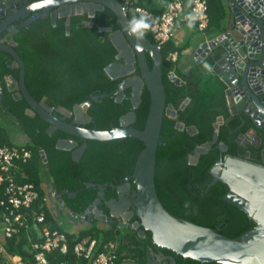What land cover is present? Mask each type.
<instances>
[{"label": "trees", "instance_id": "1", "mask_svg": "<svg viewBox=\"0 0 264 264\" xmlns=\"http://www.w3.org/2000/svg\"><path fill=\"white\" fill-rule=\"evenodd\" d=\"M116 1H128L127 16L130 20L133 16L142 15L135 11L136 7L156 17L160 16L165 4L171 0ZM207 4L209 25L204 33L194 29L183 42L177 43L170 39L161 46L166 104L173 106L178 117L173 119L164 116L157 148L155 184L161 203L176 218L215 229L228 238L238 239L256 223L243 209L225 199L229 188L223 181L218 180L211 185V169L227 156L246 159L247 153L250 155L249 161L261 164L264 131L256 128L250 116L244 112L233 115L230 111L226 97L227 87L215 67L218 51L211 52L198 64L191 62V68L187 72L179 68L183 51L190 48L195 41H199L201 34L203 38L199 43L206 39L211 40L226 31L229 14L227 2L207 0ZM187 14L189 15V11ZM67 19L69 33L66 30ZM109 28L117 31L120 26L114 13L108 8L96 11L93 17L83 13L71 15L69 18H57L55 24L48 15L20 28L12 40L16 43L15 50L25 65V85L38 103L45 100V103L61 116L57 111L59 107L72 112L75 105L90 102L86 114L91 121L85 127L96 131L118 128L121 117L134 112L136 120L133 127L143 130L151 103L150 93L144 86L140 96L141 102L135 108L132 105L131 88L124 90L120 102L116 101L119 85L125 78L111 79L105 72L107 66L117 61L118 55L110 39V32L104 30ZM144 36L156 44L151 24ZM175 51L178 52L177 60L168 59L169 54ZM147 62L151 68L153 61L148 54ZM13 63L11 55L0 51V84L3 95L0 112L13 118L21 128L19 132L27 139L22 146L31 151L32 157L14 170L17 172V182L34 185L38 199L30 208L20 210L29 214L28 222L25 225L15 224L18 233L3 240L6 251L19 255L27 264H34L33 243L40 241L36 232L45 225L51 231L64 233L68 243L67 255L56 250L47 254L49 264H89L84 259H77L73 254L74 245L87 237L98 242V251L114 253L116 264H148L150 252L154 253V259L162 254L166 258L174 259V264H202L200 261L185 259L169 249L156 246L150 231H144L145 236L139 234V231L143 230L142 227L129 231L119 229L115 224L101 225L95 222L73 231L62 224L59 220L62 214L54 213L48 207V196L41 186L43 169L54 178L60 191L68 190V194H76L74 198H70L68 194L62 195V198L66 206L78 215L85 212L98 197V187H87L86 184H107L104 187L105 198L98 207L108 215L110 210L106 201L117 198V188L124 185L125 179L133 174L136 159L144 144L133 137L110 141H84L58 129L49 134V123L38 114L29 115V105L20 97V90L6 84L7 76L14 78L15 82L19 80V67H14ZM205 64L208 65L207 68L204 67ZM170 72H174L183 84L176 85L172 82L169 79ZM135 74H140L138 67ZM187 99L188 103L181 109ZM219 117L223 118V122L219 126L218 140L212 143ZM72 118H67V122H72ZM178 122L184 125L183 130L176 127ZM189 127H195L197 132L191 135L187 130ZM251 129L261 138L258 148L250 143L243 145L238 141L240 136L247 134ZM62 139H73L78 142V147L86 144L80 161H73L72 151L57 147ZM205 143H211L210 150L200 155L197 164H190L189 157L195 153L198 146ZM221 143L227 146V151L221 150ZM4 145L21 143L12 140L6 127L0 122V147ZM41 151L45 152L46 163L41 158ZM135 188L131 182V189ZM4 189L5 183L0 186V201L5 199ZM40 212L45 214V221L42 224H34L32 213ZM4 215L9 217V210L0 204V225H3ZM136 221L138 218L133 216L130 223ZM161 264L171 263L166 259L161 261Z\"/></svg>", "mask_w": 264, "mask_h": 264}, {"label": "water", "instance_id": "2", "mask_svg": "<svg viewBox=\"0 0 264 264\" xmlns=\"http://www.w3.org/2000/svg\"><path fill=\"white\" fill-rule=\"evenodd\" d=\"M137 2L138 0H134ZM231 19L226 31L217 37L202 41L194 51V62H202L211 52L219 48V54L215 63L221 80L225 83L227 102L233 115L244 112L252 119L256 128L264 131V0H228ZM110 9L120 26L117 31L104 29L110 32V39L118 51L116 62L105 68L106 74L111 79L125 78L119 85L116 101L120 102L124 90L132 89V105L137 107L141 102L140 96L145 86L150 93V108L146 124L143 130L133 127L136 114L129 112L120 119V127L110 130L96 131L85 127L91 118L86 114L90 102H84L74 106L72 112L59 107L57 110L64 113V117L58 116L50 108L45 100L38 103L29 93L25 81V65L15 50L16 43L13 35L22 27L31 22L46 18L48 15L55 24L57 18L88 13L93 17L96 11ZM129 3H121L116 0H0V51L6 52L14 59L13 66L19 67V80L16 89L20 90L29 109L31 116L38 114L40 118L49 123L48 133L56 129L61 130L81 140L110 141L123 137H133L141 140L143 150L136 159L134 172L125 180L126 183L117 188V198L106 201L110 210L109 215L99 209V204L105 198V185L88 183L87 187H98V197L88 209L77 215L65 204L62 195L68 194V190L60 191L50 178L52 196L60 209L67 214L71 222L80 220L91 223L101 221L107 224H116L119 229H139V234L145 236L144 231H150L153 243L161 248L169 249L185 259L190 258L205 263L218 264H264V150L262 151V163L256 164L249 161V153L246 159L227 156L216 163L211 174L213 181H223L229 188L225 199L233 205L243 209L251 217L256 225L244 233L238 239L228 238L217 230L200 226L188 221H182L170 212L161 203L155 184V172L157 163V148L160 142L161 128L164 116L177 119V111L172 105L166 104V92L163 84L162 53L161 49L148 40L145 36L137 38L127 30L129 18L127 10ZM19 25L16 21L28 17ZM67 32L69 33V19H67ZM6 33L5 37L2 35ZM147 54L153 64L149 68ZM124 60L123 63L119 61ZM138 67L140 74L132 75ZM169 79L176 85L183 82L174 72L169 73ZM2 91L0 84V106H2ZM94 99H98L94 97ZM188 99L181 105L183 109ZM74 116L73 122H67V118ZM223 118L219 117L215 124V132L212 143L218 140L219 126ZM176 127L184 129L182 123ZM193 135L197 132L195 127L187 128ZM249 134H255L251 129ZM250 139L247 136L245 143ZM253 143L256 148L260 146L261 138L255 136ZM244 143V135L238 140ZM244 143V144H245ZM57 147L62 150L72 151V159L80 161L86 144L78 147V142L60 140ZM211 143L198 146L195 153L189 157L190 164H197L201 154L207 153ZM222 151H227L224 143L220 144ZM44 163L47 162L44 151L40 152ZM131 182L136 186L131 190ZM113 186V185H112ZM70 198L76 197L75 193L68 194ZM131 207L130 211H127ZM132 216L138 221L129 224ZM117 221L116 219H119ZM148 260V264H161V261L169 259L174 264V259L166 258L159 254L156 259L154 253Z\"/></svg>", "mask_w": 264, "mask_h": 264}, {"label": "built area", "instance_id": "3", "mask_svg": "<svg viewBox=\"0 0 264 264\" xmlns=\"http://www.w3.org/2000/svg\"><path fill=\"white\" fill-rule=\"evenodd\" d=\"M135 11L149 19L153 37L160 49L170 39L177 43L184 41L185 34L180 30L183 22L192 24L194 29L203 33L209 25L207 0H171L165 4L164 11L157 17L139 7H136ZM177 58L178 52L176 51L168 56V59L172 61H176ZM31 157V151L22 145L0 147V172H2L0 173V186L5 183V199L1 200L0 204L9 210V217L4 215L3 225H0V258H2L0 264H27L19 255L7 252L3 240L18 233L16 223L25 225L28 222L29 214L22 213L20 210L30 208L32 203L38 199V192L34 185L17 182V172L14 170L19 165L27 163ZM32 217L34 224H42L45 221L43 212L32 213ZM36 235L40 241L33 243L34 264H49L47 254L55 250L63 255L68 254L67 236L64 233L51 231L44 225L36 232ZM73 254L77 259H84L89 264H116V255L109 251H98V242L91 237L76 243Z\"/></svg>", "mask_w": 264, "mask_h": 264}, {"label": "crops", "instance_id": "4", "mask_svg": "<svg viewBox=\"0 0 264 264\" xmlns=\"http://www.w3.org/2000/svg\"><path fill=\"white\" fill-rule=\"evenodd\" d=\"M225 1L227 2V7H228V13H229L228 14V22H229L230 19H231V13H230L231 11H230V8H229L230 6H229V3H228V0H225ZM189 24L190 23L183 22L182 23V26L180 27V30H182L184 32V34H185L184 37H183V40L194 30V27H192V24H190L191 25L190 27H189ZM206 40H209V39H206ZM197 42L198 41H195L190 48H188L185 51H183V57H182V61H181L180 67H179L181 71L187 72V71L190 70V68H191V64L190 63L194 61V51L196 49L195 46H196V43ZM219 48L213 50L212 52L219 51ZM5 81H6V84L8 86H10V87L13 86V89H16V82H15L14 78H12L11 76H7L5 78ZM1 114L2 113H0V115ZM1 116H3V115H1ZM6 117L7 116H5V118ZM250 131L251 130H249V132ZM249 132L244 135V143H245L246 137L247 136H250V139H248V141L245 144L250 143L253 146H255L253 143L255 142L254 139H255V136H257V134L255 132V134L253 135V134H249ZM19 136H20V138H18ZM18 137L16 138V140H18V143H21V145L24 144L25 141H27L26 137H24L22 133H19ZM244 143H241V144L245 145ZM50 178L51 177L49 176L48 172L45 169H43V171H42V184H41V186L45 190V192L47 193V196H48V198H47L48 207L51 209L52 212H54V213L57 212V213H59V215L60 214L63 215L62 211H60L62 209H60L58 203L53 199L54 197L50 193V190H52ZM68 222L71 223V221H69V220H68ZM82 225H83V223H77V226H74L73 229L76 230L78 228H82Z\"/></svg>", "mask_w": 264, "mask_h": 264}, {"label": "clouds", "instance_id": "5", "mask_svg": "<svg viewBox=\"0 0 264 264\" xmlns=\"http://www.w3.org/2000/svg\"><path fill=\"white\" fill-rule=\"evenodd\" d=\"M191 25L189 24V27ZM150 29V23H149V20L147 18V16L145 15H139V16H133L129 22H128V25H127V30L130 34L136 36L137 38H142L145 33ZM205 41H208V40H205ZM205 68L208 67L207 64L204 65ZM52 188V187H51ZM50 193H52V190H50ZM54 199V198H53ZM64 211V210H63ZM78 215V214H77ZM70 221V220H69ZM80 223H83L82 225V228L85 226V225H89L90 223H87V222H84L82 220L79 221ZM79 222H71L72 224H77ZM95 222H98V221H93L91 222L92 223H95ZM101 222V221H100ZM129 223V222H128ZM103 224H107V223H103ZM131 224V223H129ZM110 225V224H109ZM116 225V224H115ZM76 226V225H75Z\"/></svg>", "mask_w": 264, "mask_h": 264}, {"label": "rangeland", "instance_id": "6", "mask_svg": "<svg viewBox=\"0 0 264 264\" xmlns=\"http://www.w3.org/2000/svg\"><path fill=\"white\" fill-rule=\"evenodd\" d=\"M203 38L202 34L198 37V40L201 41ZM199 41L196 43L195 48L198 46ZM1 113V112H0ZM3 115V116H1ZM0 115V122L2 123L3 126L6 127L8 134L10 135L11 139L16 140V138L19 135V131H21V128L17 126V123L11 118L10 116L7 115L5 118V114ZM20 138V136L18 137ZM59 220L62 221V224L66 226V228H71L73 229L74 224H70L69 222H66L68 219L63 217L62 215L59 216ZM77 226V224H75ZM74 231V230H73Z\"/></svg>", "mask_w": 264, "mask_h": 264}, {"label": "flooded vegetation", "instance_id": "7", "mask_svg": "<svg viewBox=\"0 0 264 264\" xmlns=\"http://www.w3.org/2000/svg\"><path fill=\"white\" fill-rule=\"evenodd\" d=\"M28 1L31 2V1H33V0H28ZM34 1H35V0H34ZM30 16H31V15H29V16L26 17V18H25V17L20 18L18 21H16V25H19L18 22H21V20L24 21V20L28 19ZM5 35H6V33H4V35L2 36V38L5 37ZM199 45H200V43L198 44V46H199ZM198 46H197V47H198ZM197 47H196V48H197ZM123 62H124V60L119 61V63H123ZM135 72H136V71H135ZM135 72H134L132 75H135ZM57 109H58V108H57ZM57 111H58V110H57ZM61 114H62V115H61L60 117H64V116H65L64 113H61ZM72 117H73V118H72V122H73V120H74V116L72 115ZM87 123H88V122H87ZM87 123H86V124H87ZM62 140H70V139H62ZM131 190H132V189H131ZM134 190H135V189H134ZM130 210H131V207L128 208L127 211H130ZM60 211H62V213H63L62 216H63V217L65 216V218H67V214L65 213V211H63V210H60ZM108 215H109V214H108ZM132 218H133V216L129 219V221H128L129 223H130V221H131ZM116 220H117V221H120V218H119V219H116ZM67 221H68V220H67ZM79 223H80V222H79ZM97 223L102 224V222H100V221H98Z\"/></svg>", "mask_w": 264, "mask_h": 264}]
</instances>
